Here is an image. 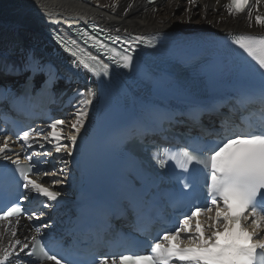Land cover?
<instances>
[{
	"label": "snow or ice",
	"instance_id": "1",
	"mask_svg": "<svg viewBox=\"0 0 264 264\" xmlns=\"http://www.w3.org/2000/svg\"><path fill=\"white\" fill-rule=\"evenodd\" d=\"M153 2L155 0H149V3ZM188 3L197 6V0H188ZM256 3L259 5L261 0H256ZM250 6V0H231L229 14L233 11L244 13ZM131 7L125 8V12ZM255 23L264 26V16L256 15ZM116 32L114 36L106 35L105 39L113 44L119 43L120 51L110 48L96 35L87 32L84 35L94 46L114 52L115 55L107 59L117 68L131 69L140 45L154 47L145 35L122 38L118 34L119 29ZM53 38L73 58V68L86 70L101 78L111 75L107 63L103 65L102 72H96L90 59L79 50H74L75 41L69 46L58 34ZM231 42L258 66L254 68L259 73V87L254 98L264 105V36L241 34ZM10 51L11 48L0 50V90L12 92V85L8 83L10 77L25 75V91L35 87L38 77L42 90L50 89L62 78L50 62L38 58L31 49L25 51L19 62L9 58ZM75 95L82 100L76 106L75 120L70 124L73 134L67 137V142L62 131H58L67 122L57 119L48 124L50 130L47 135L30 126L14 133L17 142H22L26 160L23 165L19 159L6 163L10 158L3 154L12 151L8 136L0 145V224L12 236L7 247L0 245V264H13L14 260L21 264H36L37 260L74 264L61 250L49 246L43 236L33 237L31 244L16 237L19 217L26 216L29 222L37 223L43 210L62 196V192L31 179L30 174L39 171L40 160L50 155L42 151L45 145L40 143L41 140L48 144L55 142V153L63 152L69 159L75 154L79 136L86 128L90 115L88 106L95 102L97 94L88 89L84 99L85 92L81 89ZM212 135L215 139L188 142L177 150L171 147L158 149L153 154L152 159L158 167L165 168L169 162H174L175 169L179 171L174 169L175 183L170 191L172 214L162 219L154 234H148L145 247L150 251L145 254L126 249L124 253L101 254L94 264H264V239L261 238L264 237V119L258 123L248 121L233 126L221 121L220 130ZM34 144L38 145L39 151L33 150ZM60 162L64 167L53 169L54 174L57 171L63 174L67 170L69 161L62 159ZM31 199H39L40 205L29 213L24 202ZM230 201L235 202V212L230 207ZM133 211L137 224H140L144 218L142 205L137 203ZM199 217L205 219L201 221ZM41 227L49 225L37 227V233H40Z\"/></svg>",
	"mask_w": 264,
	"mask_h": 264
},
{
	"label": "bare ground",
	"instance_id": "2",
	"mask_svg": "<svg viewBox=\"0 0 264 264\" xmlns=\"http://www.w3.org/2000/svg\"><path fill=\"white\" fill-rule=\"evenodd\" d=\"M250 4L244 13L233 12L230 15L228 0H197V6L189 5L188 0H157L152 4H147L145 0H0V50L11 48L9 58L19 62L25 51L31 49L38 58L48 62L47 52L54 55L57 53L51 50L43 36L46 20L60 24L68 20L79 23L92 19L108 29H119L125 33H146L163 29L228 31L242 28L264 32V26L255 23L256 15L264 16V0L259 5L256 0H250ZM129 5L132 7L126 13L125 8ZM70 61L65 58L56 61L62 77L59 80L70 91L71 104L67 109L70 123L62 130L58 129L62 131L65 142L73 134L70 124L74 122L76 106L82 100L75 95L76 92L83 89L84 99L87 98L88 89H92L97 95L95 102L88 106L90 115L86 128L82 130L75 154L70 159L63 152L55 153V142L48 144L40 141L50 155L43 164V171L32 179L52 190L62 192L57 202H51V206L43 210V218L37 222L38 227L50 224L51 229L59 228L71 217V210L82 189L76 173L77 166L85 161L88 147L104 121L99 114L104 106L102 91L95 79L86 74L85 78L91 82L89 87L86 80L74 71ZM62 159L69 161L67 170L63 174L58 171L54 174L53 169L64 167L60 162ZM48 229L49 227H41L40 232L47 233ZM18 230L26 233L21 228ZM0 234V245L7 247L12 239L11 232L6 233L1 227ZM16 238L22 240L23 236L17 235ZM14 264L20 263L14 261Z\"/></svg>",
	"mask_w": 264,
	"mask_h": 264
},
{
	"label": "rangeland",
	"instance_id": "3",
	"mask_svg": "<svg viewBox=\"0 0 264 264\" xmlns=\"http://www.w3.org/2000/svg\"><path fill=\"white\" fill-rule=\"evenodd\" d=\"M165 1V0H164ZM221 31H223V30H221ZM66 124H68V123H66ZM67 126V125H66ZM49 225V227H52L50 224H48Z\"/></svg>",
	"mask_w": 264,
	"mask_h": 264
}]
</instances>
